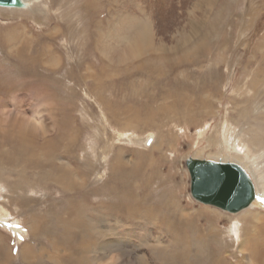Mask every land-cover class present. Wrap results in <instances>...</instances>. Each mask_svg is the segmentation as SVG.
I'll return each instance as SVG.
<instances>
[{
  "label": "rangeland",
  "instance_id": "374dc122",
  "mask_svg": "<svg viewBox=\"0 0 264 264\" xmlns=\"http://www.w3.org/2000/svg\"><path fill=\"white\" fill-rule=\"evenodd\" d=\"M25 9L0 7V264H256L240 242L261 238L250 234L264 224V195L238 212L194 201L186 162L239 154L264 188V0H34ZM144 60L163 72L139 71ZM175 91L191 103L176 119L140 106L161 109Z\"/></svg>",
  "mask_w": 264,
  "mask_h": 264
},
{
  "label": "bare ground",
  "instance_id": "6f19581e",
  "mask_svg": "<svg viewBox=\"0 0 264 264\" xmlns=\"http://www.w3.org/2000/svg\"><path fill=\"white\" fill-rule=\"evenodd\" d=\"M32 1H34V0H22V2L25 4L24 6H20V7H5V8H12V9H25V8H29V6H30V3L32 2ZM113 1V0H112ZM111 2V1H110ZM104 3V2H103ZM4 8V7H3ZM26 10V9H25ZM22 11V10H21ZM231 14V13H230ZM93 15V14H92ZM91 15V16H92ZM99 15V14H98ZM226 15V14H225ZM90 16V17H91ZM214 16H216V15H214ZM219 16V15H218ZM125 17V16H124ZM128 19L130 20V18L128 17ZM67 20H68V18H67ZM99 20V19H98ZM131 20H133V19H131ZM218 21V20H217ZM216 21V22H217ZM102 22V21H101ZM215 22V19L214 20H212V23H214ZM219 22V21H218ZM34 23V22H33ZM125 23V22H124ZM131 23V22H130ZM163 23V22H162ZM162 23L160 24V26H161V28H160V31H161V33H166L167 32V30H168V28H169V25H168V23L167 24H163L162 25ZM201 23V25H202V22H200ZM211 23V24H212ZM101 25V24H100ZM128 25H130V24H128ZM218 25V24H217ZM171 26V25H170ZM94 27H95V25H94ZM103 28H104V26H102ZM128 27H130V26H128ZM133 27V26H132ZM200 27V26H199ZM194 28V27H193ZM192 28V29H193ZM202 28V27H201ZM96 29H98V28H96ZM200 29V28H199ZM100 30V29H99ZM194 31V30H193ZM199 31V30H198ZM98 33H99V31H97ZM119 32V31H118ZM132 32V31H131ZM93 33V32H92ZM95 33V32H94ZM102 33H103V31H102ZM141 33V32H140ZM56 34V33H55ZM106 34V33H105ZM143 34V33H142ZM208 34V33H207ZM52 35V34H51ZM96 35V34H95ZM121 35V34H120ZM141 35V34H140ZM144 35V34H143ZM99 36H100V33H99ZM104 36V35H103ZM102 36V37H103ZM96 37V36H95ZM101 37V38H102ZM110 37V36H109ZM130 37V36H129ZM204 37H206L205 35H204ZM204 37H203V39H204ZM97 38V37H96ZM104 38V37H103ZM206 39V38H205ZM207 39H208V37H207ZM206 39V40H207ZM104 40V39H103ZM202 40V39H201ZM117 41V40H116ZM98 41H96L95 43H97ZM101 42H103V41H101ZM205 43V42H204ZM203 43V44H204ZM206 43H208V42H206ZM98 44V43H97ZM101 44V43H100ZM104 45H105V43H103ZM102 44V45H103ZM124 45V44H123ZM100 46V45H99ZM199 46H200V44H199ZM98 47V46H97ZM204 47V46H203ZM106 48V47H105ZM260 48V47H259ZM100 49V48H99ZM102 49H104V46H103V48ZM96 50V49H95ZM260 50V49H259ZM105 51H106V49H105ZM100 53V52H99ZM257 53V52H256ZM106 54V53H105ZM103 55V54H102ZM257 55V54H256ZM101 56V55H100ZM106 56V55H105ZM102 58V57H101ZM156 58V57H155ZM154 59V58H153ZM152 59V60H153ZM157 59H159L158 57H157ZM156 59V60H157ZM102 60L104 61V59L102 58ZM151 60V59H150ZM102 61V62H103ZM146 60H144V62H145ZM157 61H159V60H157ZM147 62H149V61H147ZM154 62L155 61H153L152 62V64H154ZM161 62V61H160ZM27 63V62H26ZM156 63V62H155ZM75 64V63H74ZM140 66H137V68L139 69V71L140 70H146V69H148L147 71H155L156 73L158 72V74L161 72H163V66L161 67V66H149V64L148 63H142V64H139ZM150 65H151V62H150ZM157 65H159V64H157ZM167 67V66H166ZM169 67V66H168ZM178 67V66H177ZM180 67V66H179ZM214 67V66H213ZM218 67V66H217ZM37 68V67H36ZM170 68V67H169ZM52 69V68H51ZM87 69V68H86ZM190 69V68H189ZM47 70V69H46ZM168 70V69H167ZM170 70V69H169ZM168 70V71H169ZM179 70V69H178ZM220 70V69H219ZM165 71V70H164ZM43 73V72H42ZM147 73V72H146ZM145 73V74H146ZM153 73V72H152ZM32 74V73H31ZM93 74V73H92ZM139 74V73H138ZM154 74V73H153ZM164 74V73H163ZM169 74L170 73H168V76H169ZM46 75V74H45ZM94 76L96 75V74H93ZM128 75V74H127ZM214 75V74H213ZM257 75V74H256ZM149 76V75H148ZM166 76V75H165ZM204 76V75H203ZM122 77V76H121ZM139 77V76H138ZM138 77H136V78H138ZM154 77H156V75L154 76ZM158 77V76H157ZM218 77H217V75H216V79H217ZM156 80V79H155ZM164 80V79H163ZM163 80H161V81H163ZM39 81V80H38ZM151 81V80H150ZM158 81H159V79H158ZM253 81H256V80H253ZM42 82V81H41ZM177 82V81H176ZM152 83V82H151ZM158 83V82H157ZM159 83H161V82H159ZM179 83V82H178ZM154 84H156V83H154ZM165 84V83H164ZM173 84V83H172ZM252 84V83H251ZM38 85V84H37ZM45 85V84H44ZM152 85V84H151ZM150 85V86H151ZM175 85V84H174ZM97 86V85H96ZM100 86V85H99ZM172 86V85H171ZM186 86H187V84H186ZM204 86V85H203ZM184 87V89H185V86H183ZM151 88V87H150ZM182 88V87H181ZM99 89V88H98ZM163 89V88H162ZM183 89V90H184ZM51 90V89H50ZM164 90V89H163ZM162 90V91H163ZM182 90V89H181ZM182 90V91H183ZM185 90H187V89H185ZM194 90V89H193ZM140 91H141V88H140ZM144 91H145V89H144ZM165 91H166V89H165ZM194 91H196V90H194ZM76 92V91H75ZM142 92V91H141ZM161 92V91H160ZM164 92V91H163ZM193 92V91H192ZM168 93V92H167ZM190 93V92H189ZM195 93V92H194ZM161 94H163V93H161ZM187 94V93H186ZM186 94L185 93H183V92H177V91H175V93H172V94H170V95H172V97H173V101L170 103V105H167V104H165V103H163V104H165V105H163L162 106V108L161 109H158V108H156V109H152V107H150L149 106V103L148 102H146V103H141L140 104V106L141 107H143L144 108V113L147 115V116H150V117H152L153 118V116H155L157 113H154V110H160L161 111V113H166L167 115H169L170 117H168V118H170V119H176L177 118V116L179 115H181V113L186 109V108H188L189 106H191L190 104L191 103H189V101H188V99H187V96H186ZM134 96H136L135 94H133ZM138 96V95H137ZM145 96V95H144ZM148 96V95H147ZM163 96V95H162ZM132 95H128V98H129V100L131 101V99H132ZM160 97V96H159ZM112 98H113V96H112ZM136 98H138V97H135L134 99H136ZM145 99V98H144ZM151 99V98H150ZM171 99V98H170ZM196 99V98H195ZM102 100V97L100 98V101ZM154 100V99H153ZM163 100V99H162ZM136 101V100H135ZM134 100H133V102H135ZM156 101H158V99L156 100ZM167 101H168V99H167ZM192 101V100H191ZM102 102H103V100H102ZM138 102H139V100H138ZM152 103H155V102H153V101H151ZM150 102V103H151ZM165 102V101H164ZM104 103V102H103ZM137 103V102H136ZM157 103V102H156ZM114 104V103H113ZM161 104V103H160ZM101 106H102V104H100ZM133 105V104H132ZM138 105V104H137ZM107 106V109H108V111L112 114L113 113V115L115 114V112H114V108H112V105H111V103H108L107 101L105 102V107ZM139 106V107H140ZM85 107V106H84ZM127 107V106H126ZM131 107V106H130ZM161 107V106H160ZM138 107L137 106H135V107H131V109H132V112H135L134 113V116H132L133 118V120H138V118H137V116H138V114L139 113H141L140 112V110H138L137 109ZM258 108V107H257ZM193 109V108H192ZM192 109H190V110H192ZM106 110V109H105ZM104 110V111H105ZM117 110V109H116ZM115 110V111H116ZM189 110V109H188ZM123 111V110H122ZM124 111H131L130 110V108L129 109H125ZM142 111V110H141ZM157 111V112H158ZM106 112H107V110H106ZM117 113V112H116ZM121 113V112H120ZM119 114V113H118ZM142 114V113H141ZM7 115V114H6ZM85 115V114H84ZM121 115V114H120ZM127 115V114H126ZM173 115H175V117H173ZM186 115V114H185ZM198 115V114H197ZM196 115V116H197ZM128 116V115H127ZM145 116V115H144ZM144 116H140V119H141V117H144ZM160 116V115H159ZM116 117V116H115ZM264 117V116H263ZM179 118V117H178ZM7 119H8V117H7ZM113 119L115 120V118L113 117ZM112 119V120H113ZM131 119V118H130ZM148 119V118H147ZM146 119V120H147ZM154 119V118H153ZM166 119V118H165ZM68 120H69V118H68ZM151 120V119H150ZM160 120V119H159ZM126 121V120H125ZM130 121V120H129ZM128 121V122H129ZM142 121H143V119H142ZM114 122V121H113ZM118 122V121H117ZM128 122H124V123H128ZM138 122H140L139 120H138ZM132 123V122H131ZM143 123H144V121H143ZM142 123V124H143ZM190 123H192V122H190ZM121 124H122V122H121ZM149 124V123H148ZM152 124V123H151ZM150 124V125H151ZM166 124H168V123H166ZM172 124H174V123H172ZM201 124V123H200ZM64 125V124H63ZM153 125H155V124H153ZM164 125V124H163ZM162 125V126H163ZM171 125V124H170ZM136 126V125H135ZM165 126V125H164ZM168 126V125H167ZM148 127V126H147ZM146 127V128H147ZM154 127H156V125L154 126ZM143 128V127H142ZM130 129V128H129ZM68 130V129H67ZM139 130V129H138ZM199 130V129H198ZM224 132V131H223ZM102 133V132H101ZM234 133V132H233ZM159 134V133H158ZM240 134V133H239ZM215 135V134H214ZM223 135V134H222ZM241 135V134H240ZM88 136V135H87ZM237 136L238 135H235V134H231L230 136H229V140H230V143L229 144H235L236 143V140H237ZM209 137V136H208ZM243 137V136H242ZM156 138V137H155ZM141 139V138H140ZM146 139V138H145ZM206 139V138H205ZM50 141V140H49ZM145 141V140H144ZM243 141V140H242ZM225 142V141H224ZM47 143L48 142H46L45 143V147H47ZM253 143V141H250V140H248V141H245V144H248V145H250V144H252ZM51 144V143H50ZM53 144V143H52ZM51 144V145H52ZM153 144V143H152ZM151 144V145H152ZM245 144H243V145H245ZM44 145V144H43ZM223 145V144H222ZM25 147V146H24ZM49 147H50V145H49ZM51 147H53V145L51 146ZM72 147V146H71ZM43 148V147H42ZM227 148V147H226ZM37 150H38V148H37ZM40 150H41V148H40ZM65 150H66V148H65ZM38 152V151H37ZM43 152V151H42ZM55 153V152H54ZM54 153H52V154H54ZM234 153V152H233ZM236 153H238V151H236ZM248 153V152H247ZM219 154V153H218ZM262 154V153H261ZM250 155V154H249ZM256 155V154H255ZM53 156V155H52ZM260 156V155H259ZM248 157V156H247ZM210 158V159H209ZM211 158H213V159H211ZM217 159V160H216ZM254 159V158H253ZM210 160H213V161H218V162H229V163H233V164H236V165H238V166H241L243 169H244V167L246 168H249V169H251L252 171H253V169H254V161L253 162H251L250 160V162L249 161H246L245 159H243V158H241V156H239V154H234V155H232V156H229V155H225L224 157H220L219 155H214V154H212V155H208V158H207V161H210ZM243 162V163H242ZM240 163H242V164H240ZM244 166V167H243ZM264 166V165H263ZM53 167H55V166H53ZM63 168V167H62ZM246 168V170H248L249 171V169H247ZM71 170V169H70ZM248 171H246L247 172V174L249 175V177L251 178V180H252V185H253V191H255L256 193H257V195L259 194V195H264V188L263 189H261L259 192L257 191V187H256V184H255V181H254V178H253V175L252 174H250V171L248 172ZM70 173H71V171H70ZM254 173V172H253ZM256 173V172H255ZM63 174V173H62ZM68 175V174H67ZM82 175H84V174H82ZM72 176V175H71ZM87 176V175H86ZM90 176V175H89ZM59 177V176H58ZM58 177H57V180H58ZM73 177H74V175H73ZM72 178V177H71ZM256 178V177H255ZM259 178V181H262V180H264V176L262 177V178H260V177H258ZM69 179V178H68ZM76 180V179H75ZM64 181V180H63ZM70 181V180H69ZM66 184L68 185V188H70V187H72V185H74V183L73 182H66ZM81 184V183H80ZM86 184V183H85ZM264 184V183H263ZM12 188H14V187H12ZM13 191V190H12ZM75 191V190H74ZM254 192V193H255ZM256 195V194H255ZM86 196V195H85ZM260 197H262V196H260ZM260 199V198H259ZM254 200V199H253ZM257 200V199H256ZM195 201V200H194ZM257 202H259V200L257 201ZM254 204V201H251V203L248 205V206H250V207H252V205ZM257 204V203H256ZM117 208V207H116ZM177 209V208H176ZM247 209V208H246ZM248 210V209H247ZM133 211V210H132ZM144 212V211H143ZM244 212V211H243ZM132 213V212H131ZM253 213V215L254 216H256L257 217V215L259 214V212H257V211H254L253 210V212H247L246 214H242L241 216L242 217H244V216H246V215H251ZM79 214V213H78ZM64 217H65V215H64ZM68 217V216H67ZM110 217V216H109ZM34 218V217H33ZM66 218V217H65ZM76 219V220H75ZM75 219H73V220H70L69 221V225H70V228H72V227H74L75 226V228H76V226H79L80 225V221H79V218H75ZM78 219V220H77ZM243 219H245V217L243 218ZM84 221V220H83ZM157 222H158V220H156ZM65 222H66V219H65ZM64 223V222H63ZM238 223L239 222H233V223H231V225H230V227H229V231H230V233H232V235L234 236V238L238 241L239 239H240V236H241V227L240 226H238ZM155 224V223H154ZM188 224V223H187ZM240 224V223H239ZM258 224V223H257ZM37 225V224H36ZM45 225V224H44ZM68 225V226H69ZM40 226V225H39ZM63 226H64V224H63ZM137 226V225H136ZM66 227V226H65ZM178 227V226H177ZM32 228V227H31ZM75 228H73V229H75ZM37 229V228H36ZM39 229V228H38ZM68 229V228H67ZM8 230H9V228H8ZM77 230V229H76ZM138 230V229H137ZM245 230V228L243 227V230L242 231H244ZM34 231H36V230H34ZM34 231H33V235H34ZM68 231H70V229L68 230ZM74 231V230H73ZM175 231V230H174ZM36 232H38V231H36ZM71 232V231H70ZM45 233V232H44ZM69 233V232H68ZM171 234V233H170ZM176 234V233H175ZM255 234H259V236L261 237V238H256V237H253V239H251V240H249V241H247L246 239L250 236V235H255ZM260 234H262V235H260ZM250 235H246L245 233H244V236H243V240L245 241V242H243V241H241L240 242V250L241 251H245V252H247V259H248V261H254L256 264H264V239L263 240H261L262 238H263V236H264V224H262V225H259V226H254L253 227V233L252 234H250ZM38 236V235H37ZM258 236V237H259ZM181 237V236H180ZM252 237V236H251ZM56 238V237H55ZM176 238H178V237H176ZM50 242V241H49ZM127 242H129V241H127ZM121 243V242H120ZM114 244V243H113ZM112 244V245H113ZM111 245V244H110ZM115 246V245H114ZM1 247V246H0ZM117 247V246H116ZM115 247V248H116ZM114 248V249H115ZM118 248V250H120L119 249V247H117ZM116 248V249H117ZM114 249H112L111 250V252L112 251H114ZM115 249V250H116ZM8 250V249H7ZM42 249H40V251H41ZM70 251V250H69ZM43 252V251H42ZM57 252V251H56ZM7 253H9V252H7ZM120 253H122V251L120 252ZM10 254V253H9ZM0 255H1V252H0ZM226 255V254H225ZM11 256V255H10ZM9 256V257H10ZM28 256V249L27 248H25V250L22 252V257H27ZM62 256V255H61ZM122 256V255H121ZM229 256V255H228ZM113 257V256H112ZM89 258V257H88ZM117 259H118V257H116ZM68 259V258H67ZM117 259H115V260H117ZM74 260V259H73ZM29 263V262H28ZM77 263V262H76Z\"/></svg>",
  "mask_w": 264,
  "mask_h": 264
},
{
  "label": "water",
  "instance_id": "95a60500",
  "mask_svg": "<svg viewBox=\"0 0 264 264\" xmlns=\"http://www.w3.org/2000/svg\"><path fill=\"white\" fill-rule=\"evenodd\" d=\"M22 0H0V7H20ZM148 141V140H147ZM147 144L150 143L146 142ZM190 193L194 200L228 212H238L255 198L252 180L246 170L229 162L191 159L186 162Z\"/></svg>",
  "mask_w": 264,
  "mask_h": 264
}]
</instances>
